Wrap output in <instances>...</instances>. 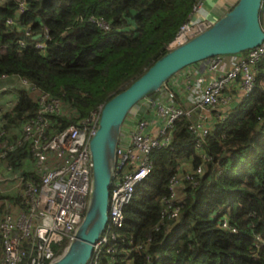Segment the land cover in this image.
<instances>
[{"label":"trees","instance_id":"trees-1","mask_svg":"<svg viewBox=\"0 0 264 264\" xmlns=\"http://www.w3.org/2000/svg\"><path fill=\"white\" fill-rule=\"evenodd\" d=\"M19 1L0 0V78L18 76L61 101L59 112L45 115L50 136L71 124L81 126L165 54L199 0H25L26 10L18 15ZM9 18L16 23L8 25ZM99 18L109 30L97 25ZM261 23L264 27V0ZM44 28L51 40L39 50L34 38ZM20 39L26 48H19ZM255 70L252 95L213 126L202 147H196L183 118L175 125L171 148L152 152V171L136 186L124 207V223L116 229L115 244L123 250L103 249L97 264H109L112 256L114 264H264V246H252L253 233L264 235V56ZM36 93L22 86L0 114V161L18 170L32 160L24 181H38L31 145L22 139V124L38 112ZM185 163L194 169L202 164L204 173L197 187L187 185L179 193V219L161 223L169 180ZM3 199L25 207L17 194L0 192ZM220 216L237 231L222 230ZM148 236L142 250L128 251L130 238L135 243ZM67 244L55 248L62 252Z\"/></svg>","mask_w":264,"mask_h":264},{"label":"built area","instance_id":"built-area-1","mask_svg":"<svg viewBox=\"0 0 264 264\" xmlns=\"http://www.w3.org/2000/svg\"><path fill=\"white\" fill-rule=\"evenodd\" d=\"M224 1L199 0L167 49L187 42L209 27L218 19L213 8L223 7ZM25 10L26 2L20 0L17 14ZM96 22L101 29H110V24L103 18ZM6 23L14 25L16 22L9 18ZM25 35H31L29 27L25 28ZM34 39L35 48L46 49L51 40L48 29L44 28ZM17 45L20 49L28 46L23 39L18 40ZM263 56L264 44H261L238 55L209 58L202 61L205 62L203 67L188 66L176 73L157 96L143 99L130 112L116 151L106 231L96 243L88 264H97L96 259L103 249L111 254L123 250L115 242L116 229L124 223V207L136 186L152 171V152L171 148L177 122L187 119V128L196 147H202L213 126L225 120L236 103L252 95L256 82L255 65ZM21 81L31 91L37 92L38 112L22 124V139L31 145L38 181H24L21 177L16 194L23 201L24 208L6 201L5 211L0 216V264H49L61 255L66 246L62 252L55 247L61 246L63 241L68 243L83 219L91 188L89 141L96 131L101 108L91 113L81 126L71 124L48 136L45 133L48 125L45 115L59 112L61 101L38 93L27 80ZM201 157L203 160L208 158L205 154ZM203 173L202 164L195 169L190 166L176 170L169 180V194L162 200L161 223L165 219L171 223L179 219L182 208L179 193L187 185L197 187ZM215 215L218 213L213 217ZM218 223L222 230L237 231L226 216H220ZM150 240L148 236L145 241L134 243L130 238L132 247L128 251H140ZM252 246H264L263 233H253ZM115 261V256H112L109 264Z\"/></svg>","mask_w":264,"mask_h":264},{"label":"water","instance_id":"water-1","mask_svg":"<svg viewBox=\"0 0 264 264\" xmlns=\"http://www.w3.org/2000/svg\"><path fill=\"white\" fill-rule=\"evenodd\" d=\"M263 0H235L209 27L168 50L100 110L89 141L91 188L83 219L61 255L49 264H88L106 231L110 189L122 127L130 112L182 69L219 55H238L264 44ZM150 264H153L152 262Z\"/></svg>","mask_w":264,"mask_h":264},{"label":"crops","instance_id":"crops-1","mask_svg":"<svg viewBox=\"0 0 264 264\" xmlns=\"http://www.w3.org/2000/svg\"><path fill=\"white\" fill-rule=\"evenodd\" d=\"M234 2L235 0H225L223 7L213 8V13L216 17H220ZM204 63L205 62L196 63L194 66L203 67ZM21 80L22 78L18 76H5L0 78V114L6 107L12 105V100L16 97L17 91L19 88L24 86ZM185 164H183V166H185L186 169L190 167L189 164ZM32 169L30 170L27 163H25L24 169L14 170L11 169L5 160L0 161V192L3 195L16 194V192L20 189L21 177H23V175H28L27 173L32 171ZM6 201L9 200H0V216L5 211Z\"/></svg>","mask_w":264,"mask_h":264},{"label":"rangeland","instance_id":"rangeland-1","mask_svg":"<svg viewBox=\"0 0 264 264\" xmlns=\"http://www.w3.org/2000/svg\"><path fill=\"white\" fill-rule=\"evenodd\" d=\"M123 129H124V125H123ZM27 166L29 167V169L31 170L33 167V161L32 160H28L27 162ZM186 165V164H185ZM185 168V166H183V169Z\"/></svg>","mask_w":264,"mask_h":264}]
</instances>
